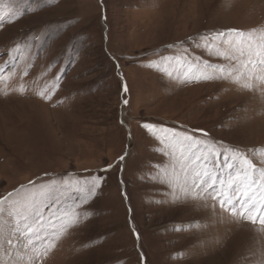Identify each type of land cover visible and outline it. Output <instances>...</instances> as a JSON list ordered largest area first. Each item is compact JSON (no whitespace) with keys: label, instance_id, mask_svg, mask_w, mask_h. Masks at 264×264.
I'll list each match as a JSON object with an SVG mask.
<instances>
[{"label":"rangeland","instance_id":"rangeland-1","mask_svg":"<svg viewBox=\"0 0 264 264\" xmlns=\"http://www.w3.org/2000/svg\"><path fill=\"white\" fill-rule=\"evenodd\" d=\"M262 57L264 0H0V264H264Z\"/></svg>","mask_w":264,"mask_h":264},{"label":"snow or ice","instance_id":"snow-or-ice-1","mask_svg":"<svg viewBox=\"0 0 264 264\" xmlns=\"http://www.w3.org/2000/svg\"><path fill=\"white\" fill-rule=\"evenodd\" d=\"M259 55V53H257ZM264 63V57L261 60ZM218 71L223 72L224 69H219ZM245 162L249 163L247 157H244ZM250 167L255 169V165L249 164ZM255 181H253V184ZM193 184L200 189V191L207 192V195L210 196L212 199L218 200L220 207L225 208L226 210L232 212L234 215H243L245 212L251 213L253 211L254 205L248 206L251 204L252 196L247 195L246 192H242L239 190L238 185H243L244 181L239 180L238 176H234L229 174L226 178H221L219 175L212 176L208 173H199L195 174V178L193 179ZM99 185L96 184L87 189L89 195H94L95 188ZM46 186L41 185L42 191L40 193L34 194L30 201L26 202L22 208V211L19 215L24 219L26 222L28 217L26 213L32 212L34 215L39 213V209L35 207L36 201L41 199L44 195L43 189ZM251 187V185L249 186ZM12 194L10 193L9 196ZM8 197L0 198V217H2L5 213V201ZM86 202V200L84 201ZM239 204V209L236 205ZM248 219H253L251 215L247 217ZM41 222V216L36 215L35 223ZM51 222V221H50ZM256 221L253 219V223ZM259 222L264 224V215L260 216ZM55 227V225H53ZM179 230V229H178ZM27 232H32L33 227L31 225L27 226ZM56 233L54 232L53 235Z\"/></svg>","mask_w":264,"mask_h":264},{"label":"water","instance_id":"water-1","mask_svg":"<svg viewBox=\"0 0 264 264\" xmlns=\"http://www.w3.org/2000/svg\"><path fill=\"white\" fill-rule=\"evenodd\" d=\"M120 68V67H119ZM123 123V122H122ZM124 124V123H123ZM124 126L126 127V129L128 130V131H130V129H129V127L126 125V124H124ZM128 201V200H127Z\"/></svg>","mask_w":264,"mask_h":264}]
</instances>
